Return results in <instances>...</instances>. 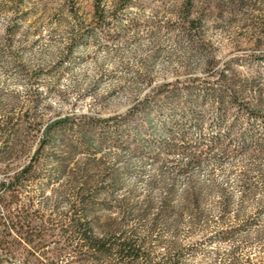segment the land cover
Wrapping results in <instances>:
<instances>
[{"label":"rangeland","instance_id":"rangeland-1","mask_svg":"<svg viewBox=\"0 0 264 264\" xmlns=\"http://www.w3.org/2000/svg\"><path fill=\"white\" fill-rule=\"evenodd\" d=\"M102 1L110 23L89 34L96 25L97 0H0V100L9 108L16 101L19 115L30 93L42 92L35 111L45 130L61 118L120 119L137 110L153 89L190 80L209 83L230 63L239 77L259 80L264 89V0L236 5L210 0L213 9L193 34L179 15L185 0H129L116 16L117 0ZM248 95L253 98L254 92ZM201 110L202 128L181 107L175 120L184 122L183 131L201 161L189 166L188 153H165L172 128L165 109L154 113L151 127L141 116L131 123L145 132L152 152L135 149L125 128L118 143L109 140L99 151H81L67 161V172L59 173V160L68 157L64 147L45 149L41 177L25 186L20 203H33L32 212L54 228L67 212H82L74 184L87 175L99 190L88 212L100 217V224L116 220L146 237L156 260L169 256L177 243L188 250L186 264H230L235 255L263 262L260 161L242 153L237 135L227 140L226 151L199 150L227 129L219 127L218 111L210 103ZM37 148L35 143L33 151ZM5 180L0 172V183ZM253 218L258 221L252 230L232 241L220 238ZM68 258L61 264H72L73 257ZM19 263L0 252V264Z\"/></svg>","mask_w":264,"mask_h":264},{"label":"trees","instance_id":"trees-1","mask_svg":"<svg viewBox=\"0 0 264 264\" xmlns=\"http://www.w3.org/2000/svg\"><path fill=\"white\" fill-rule=\"evenodd\" d=\"M128 1L117 0L113 15L116 16ZM228 1L234 5L243 3V0ZM212 9L210 0H185L179 12L182 25L189 34L200 31ZM95 19L96 25L89 28V34L94 33L98 25L101 27L110 23L102 0L95 3ZM215 62V58H211L209 67L213 68ZM231 65L225 66L216 80L210 79L206 84L190 80L184 85L177 83L157 87L137 110L120 119L108 121L61 118L43 130L42 120L37 118L35 111L42 92H31L28 105L19 115L14 112L16 101L9 108L0 100V172H4L7 179L0 183V207L6 210L0 213V252L13 260H19V264H61L68 257H73L72 264H186L183 256L188 250L177 243L172 245L169 256L156 260L146 237L128 230L116 220L110 224H100V217L88 212L95 207L99 190L95 189L94 181L87 175L80 185L74 184V195L79 200L82 212H67L54 228L44 225L43 215L32 212L33 203L21 204L20 201L26 194L25 186L41 177L40 168L47 161L43 156L45 149L64 147L68 157L59 160V173H66L67 161L81 151H99L109 140L118 143L127 131L125 128L135 149L151 150L145 132L135 125L131 126V123L141 116L143 123L151 127L154 113L161 114L165 109L170 110L172 119V128L168 129L169 138L164 146L165 153H188L189 166L201 161L202 157L196 156L190 144L191 138L183 131L184 122L175 120L181 107L189 119L202 128L204 109L202 111L201 108L208 103L218 111L219 127L227 129L220 138L200 144L198 149L208 146L209 149L226 151L230 145L227 140H233L237 135L242 141V153L250 154L260 161L258 175L264 181V89L259 80L239 77V72ZM258 66L261 67V63ZM260 71L258 74L262 78L263 73ZM251 92H254L253 98L248 95ZM35 143L38 148L33 151ZM154 155L158 158L161 153ZM74 182H77L75 178ZM161 213L162 217L167 216L165 212ZM256 221L253 218L241 227L226 230L220 234V238L232 241L239 233L255 228ZM38 222H42L41 225ZM258 233L259 237L264 236V230L260 229ZM230 264H264V261L257 263L251 257L243 261L235 255Z\"/></svg>","mask_w":264,"mask_h":264}]
</instances>
